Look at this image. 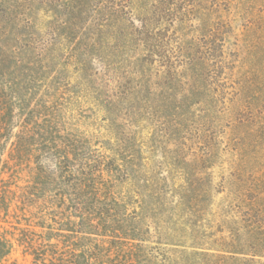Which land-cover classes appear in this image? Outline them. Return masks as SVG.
<instances>
[{
    "label": "rangeland",
    "instance_id": "374dc122",
    "mask_svg": "<svg viewBox=\"0 0 264 264\" xmlns=\"http://www.w3.org/2000/svg\"><path fill=\"white\" fill-rule=\"evenodd\" d=\"M190 1L0 0V264H219L264 210V0Z\"/></svg>",
    "mask_w": 264,
    "mask_h": 264
},
{
    "label": "trees",
    "instance_id": "16d2710c",
    "mask_svg": "<svg viewBox=\"0 0 264 264\" xmlns=\"http://www.w3.org/2000/svg\"><path fill=\"white\" fill-rule=\"evenodd\" d=\"M96 1V0H95ZM150 2L154 10L152 8H149V11L146 9V14L150 13L151 11L159 12L168 14V12L171 11L172 5L175 6V8L172 9L176 11V13L179 14H185L190 15L189 6H193L190 0H147ZM220 3L227 2L228 4L224 3L219 6V10L223 11H230L233 7H237L239 11H245V3H247V0H219ZM248 1H255V0H248ZM101 2V6L99 3ZM118 2V3H117ZM126 2H133V0H97V4H94L96 7L94 10H98L99 14H107L109 18L118 17L119 22H122L123 26H127L126 23H129L130 19L126 16L130 15L127 11L124 12V3ZM95 3V2H94ZM159 6V7H158ZM227 6V7H226ZM229 6V7H228ZM128 14V15H127ZM177 15V14H176ZM106 16V17H107ZM109 18L105 20L108 22ZM110 18V19H111ZM180 21V18H179ZM153 19L149 16L148 18H144L142 24V27L145 32L141 31V37H140V43L145 46L148 45L149 36L148 34L150 31L148 30V34L146 33V28L148 29V26L152 25ZM229 23H227L228 25ZM102 25V24H101ZM227 25H223L220 27V29H224L227 27ZM229 26L232 28L231 23ZM222 34H226L225 29L222 30ZM146 35L147 37H144ZM219 40L222 41L220 43L222 46L225 44V39L222 36V39L219 38ZM215 58H212V61ZM205 62H207L205 60ZM204 62V63H205ZM76 205L81 206L83 201L76 200ZM239 212H243L238 218H241L243 225H240L238 229L235 231H232V235L225 238L221 243V249H218V257H219V264H264V210L263 209H245ZM245 212V213H244ZM251 215V218L249 219ZM246 216V217H245ZM250 228L251 231H254L253 233H256L258 236L257 242H252L251 239L244 237L245 233L242 234L241 231L244 229ZM248 230V229H247ZM250 231V232H251ZM249 232V231H248ZM247 233V232H246ZM247 235V234H246ZM263 235V236H262ZM262 236V237H261Z\"/></svg>",
    "mask_w": 264,
    "mask_h": 264
}]
</instances>
